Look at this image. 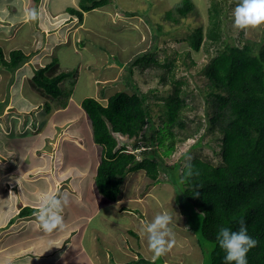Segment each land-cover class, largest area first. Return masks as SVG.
Instances as JSON below:
<instances>
[{
  "label": "rangeland",
  "instance_id": "374dc122",
  "mask_svg": "<svg viewBox=\"0 0 264 264\" xmlns=\"http://www.w3.org/2000/svg\"><path fill=\"white\" fill-rule=\"evenodd\" d=\"M15 1L17 10L12 15L7 5ZM77 1L0 0V6L4 4L0 8L4 52L8 55L12 47L38 49L40 61L23 64L30 69L57 58L60 71L72 72L61 88L73 89V103L69 101L65 107V95L53 99L32 86L34 70L22 75L0 66V229L8 225L0 231V248L8 247L0 252V264H6V259L11 264H116L131 259L127 252L151 260L153 253L143 229L165 212L172 216L175 244L150 264H203L214 244L200 237L204 212L180 198L179 174L194 155L215 164L221 161V136L209 128L204 94L209 82L206 66L224 47L222 41H212L207 35L213 0H193L194 10L185 17L176 14L178 22L165 14L182 0H111L86 12L83 22L66 11L71 3L78 6ZM219 1L227 17L222 40L242 44L250 37L264 42V24L246 30L234 27L238 0ZM32 9L40 14L36 21L28 18ZM199 26L204 41L195 50L186 38ZM16 31L19 40L15 41L11 37ZM143 54L146 60L134 61ZM167 62L173 63L172 71L161 65ZM173 80L183 82L188 103L183 111L186 126L174 128L173 150L168 154H162L165 148L159 150L168 166L177 162L180 167L170 171L162 165L161 181L152 180L143 170L130 172L119 200L107 198L92 183L101 146L94 142L91 119L81 101L85 97L105 100L123 89L146 94L152 121L144 134L150 136L166 119L164 105ZM119 138L133 148L131 139ZM44 193L67 195L69 201L62 212L63 227L51 233L36 218L39 196ZM21 210L27 215L19 217ZM188 233L191 238L183 237ZM201 239L205 250L199 246Z\"/></svg>",
  "mask_w": 264,
  "mask_h": 264
},
{
  "label": "trees",
  "instance_id": "16d2710c",
  "mask_svg": "<svg viewBox=\"0 0 264 264\" xmlns=\"http://www.w3.org/2000/svg\"><path fill=\"white\" fill-rule=\"evenodd\" d=\"M110 1L78 0V6L71 3L66 11L83 22L86 12L103 7ZM14 3L9 4L8 9L15 12L17 5ZM195 5L193 0H182L174 9L166 10L165 17L178 22L176 14L185 17ZM225 13L222 1L213 0L209 6L207 35L212 41H222L224 47L206 66L209 82L204 91L209 128L221 136V161L215 164L199 155L187 161L179 174L182 181L180 198L190 201L205 214L200 237L212 242L214 248L203 264H225L226 253L219 247L216 237L222 227L238 230L241 219L245 221L248 235L258 242L247 253V264H264V42L263 39L250 37L245 38L242 44L222 40V25L227 19ZM186 39L192 48L199 50L204 41L202 26L193 29ZM144 55L134 61L146 60ZM30 58L31 54L20 48L12 49L6 55L0 46V66L13 73ZM57 60L54 58L36 68L31 84L53 99L61 95L70 99L73 89H62L61 83L72 76V72L60 71ZM161 65L172 71V62ZM173 83V90L164 105L166 119L150 136L144 134L146 126L152 121L146 94L123 89L105 100L85 97L81 101L91 119L94 142L101 146V159L93 175L94 182L98 191L107 198L113 201L119 199L125 177L130 172L143 170L152 180L161 181V167L166 164L162 154H168L175 146L177 133L174 128L186 126L183 111L188 103L183 95V82L173 80ZM68 99L63 102L64 105ZM50 105L46 103L49 109ZM119 135L126 136L128 141L131 139L133 148L128 142H122ZM160 147L165 148L162 154ZM178 165L180 167V163L176 162L165 168L172 171ZM24 211L21 210L18 216L27 215L23 214ZM14 220L15 217L10 223ZM202 239L198 243L204 249ZM144 263L150 261L141 258L116 264Z\"/></svg>",
  "mask_w": 264,
  "mask_h": 264
},
{
  "label": "clouds",
  "instance_id": "9594fccd",
  "mask_svg": "<svg viewBox=\"0 0 264 264\" xmlns=\"http://www.w3.org/2000/svg\"><path fill=\"white\" fill-rule=\"evenodd\" d=\"M7 10H9L8 5ZM11 13L12 15L15 14L14 10L11 9ZM39 15L40 14L36 9H32L28 13V18L31 21H36L39 19ZM233 17L234 27L240 30H246L249 28L254 29L261 26L264 24V0H238L233 12ZM10 24H12V22ZM188 167L189 175H191V165ZM39 200L40 207L37 209L36 218L40 223V227L46 233H51L58 228H62L63 208L69 202L67 195L60 196L44 193L39 196ZM171 223L172 216L165 212L157 214L152 222L147 224L143 229L147 235L149 249L153 253V258L151 259L153 262L157 261L156 258H159L170 251L175 244L173 229L170 227ZM239 224V229L235 231L228 227L220 228L216 237L219 247L226 253L224 257L225 264H233V262L234 264H247V253L258 243L256 239L248 235L247 227L243 219L239 221ZM189 228L190 224L188 222L186 230ZM137 254L139 256H133L134 258L132 257V259L138 260L144 258L149 260L145 255L142 256L141 253ZM151 260H149L150 263L152 262Z\"/></svg>",
  "mask_w": 264,
  "mask_h": 264
},
{
  "label": "crops",
  "instance_id": "0c3cea01",
  "mask_svg": "<svg viewBox=\"0 0 264 264\" xmlns=\"http://www.w3.org/2000/svg\"><path fill=\"white\" fill-rule=\"evenodd\" d=\"M3 6H4V4L1 5L0 8L3 7ZM22 9H23V4H22ZM21 16H22V12H21ZM12 25H13V24H12ZM19 30H20V29H19ZM17 32H18V31H16V32L12 35V37H11V38L14 39L15 41H16L17 39L19 40V36H18ZM32 32H33V31H32ZM15 41H14V42H15ZM11 46H12V45H11ZM14 48H16V47H12L11 50L14 49ZM21 49H22V48H21ZM32 49H33V46H30V47L27 48V50H24L27 54H31V53H33V55L35 56L33 59L31 58L30 60H28V63H29L28 65H31V64L33 65V63L35 64V62H39V61H40V60L37 61V58L40 59V56H39V52H40V51H39L38 49H35L36 51H35V50H32ZM30 50H32V51H31V52H28V51H30ZM36 53H37L38 55H37ZM31 56H32V55H31ZM23 67H24V69H26L25 71L23 70ZM23 67L21 66V67L19 68V70H18V71H20V72L22 73V75H24V74H28V73H31L33 70H35L36 68H38V67H40V66H33V67L30 69V68H28L29 66H27V63H26L25 65H23ZM30 70H31V71H30ZM31 74H32V73H31ZM20 82H21V81H20ZM69 101H70L71 104L73 103V97H72V96H71L70 99L68 100V103L65 104L66 106L64 105L65 107H67V105L69 104ZM71 104H70V106H71ZM40 106H42V105L40 104L38 107H40ZM70 106H69V107H70ZM65 107H64V108H65ZM52 110H53V109H52ZM56 112H57V110H56L55 112L53 111L52 115L55 114ZM61 112H64V110H62ZM42 117H43V116H42ZM49 122H50V121H49ZM51 133H52V132H51ZM10 173H11V172H10ZM92 183H94V177H93V181H92ZM7 203H10V202L6 201V204H7ZM123 207H124V206H121V207H120V208H121V211L124 210ZM9 222H10V221H9ZM187 224H188V223H187ZM7 226H8V225H6L5 227H7ZM5 227H2V228L0 229V231H2ZM186 231H187V230H186ZM188 235H189V233H188L187 235H184L183 237H185V238L188 237V238H189L190 236H188ZM190 238H191V237H190ZM7 248H8V247H4V246H2V249L0 248V252H3V251L6 250ZM127 254H128V255H127V258H129V259L131 258L130 260H132V257H133V256H131V253H128V252H127ZM108 256H109V255H108ZM94 257H95V254H94ZM6 258H7V257H6ZM133 258H134V257H133ZM41 259H43V258L40 257V260H41ZM125 260L130 261V260H128V259H125ZM157 260H158V259H157ZM43 261H45V258L43 259ZM93 261H94V260H93ZM127 261H123V260H121V261H119V262H127ZM116 263H118V262H116ZM6 264H11V263H10V259H8V260L6 259ZM94 264H95V262H94ZM162 264H164V263H162Z\"/></svg>",
  "mask_w": 264,
  "mask_h": 264
},
{
  "label": "bare ground",
  "instance_id": "6f19581e",
  "mask_svg": "<svg viewBox=\"0 0 264 264\" xmlns=\"http://www.w3.org/2000/svg\"><path fill=\"white\" fill-rule=\"evenodd\" d=\"M91 31H93V30H91ZM91 31H90V32H91Z\"/></svg>",
  "mask_w": 264,
  "mask_h": 264
}]
</instances>
